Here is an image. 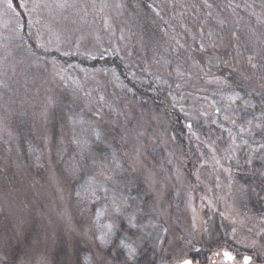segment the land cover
<instances>
[{
  "label": "rangeland",
  "instance_id": "rangeland-1",
  "mask_svg": "<svg viewBox=\"0 0 264 264\" xmlns=\"http://www.w3.org/2000/svg\"><path fill=\"white\" fill-rule=\"evenodd\" d=\"M127 1L21 9V30L0 0V262L125 264L124 251L96 239L101 205L82 188L96 176L109 197L122 193L140 209L143 239L131 264H172L181 251L195 264H231L216 255L224 250L237 264L242 256L264 264V202L255 208L257 195L264 200L255 145L264 111L254 107L264 95V0H218L222 11L211 0H156L146 20L171 34L150 40ZM37 33L52 40L47 50ZM97 59L119 65H85ZM234 93L240 99L230 100Z\"/></svg>",
  "mask_w": 264,
  "mask_h": 264
},
{
  "label": "snow or ice",
  "instance_id": "snow-or-ice-1",
  "mask_svg": "<svg viewBox=\"0 0 264 264\" xmlns=\"http://www.w3.org/2000/svg\"><path fill=\"white\" fill-rule=\"evenodd\" d=\"M7 3L8 6L15 12L18 28L21 30L24 29L26 25L20 22V12L15 11L13 0H7ZM18 4L24 12H36L37 9L42 7L52 8L54 6L55 8L60 10L73 9L77 7L75 0H54V4H47L39 2V0H33L31 9H29L28 5L25 3V0H18ZM108 6L109 5H107V3L101 4L100 11H103L104 8ZM208 6L211 7V5ZM93 7H96L95 2H93ZM116 7L119 8L122 7V5L117 4ZM31 23V17H29L27 26L31 27ZM220 23L223 24V21H220ZM105 26L109 28L111 27L107 20H105ZM49 32H51V29H49ZM36 38L39 41V46L46 50L48 48V45L52 43L51 39L45 41L40 33H37ZM121 39H123V36H121ZM55 40L58 49L59 44L62 43L59 35H56ZM200 48L203 49L204 45L201 44ZM118 51L119 49L115 50V52L117 53ZM64 54L68 55L69 53ZM85 54L88 55L91 59H96L97 55H99L100 58H103L104 56L103 51L97 54ZM248 59L251 63L252 57H249ZM53 63L56 62L53 61ZM194 63L196 62L194 61ZM197 67H199L198 64ZM252 67H256V65L253 64ZM112 71L113 75L115 76V70ZM214 82L224 85L229 84V81L227 79L221 77L215 78ZM100 99L103 100V97H100ZM229 99L235 101L237 99H240V95L239 93H234L229 97ZM181 111H183V109H181ZM96 115L99 116L100 113L97 112ZM225 119H228V117H225ZM80 122L83 123L82 120ZM232 122L235 123V121ZM73 123H75V121H73ZM251 123V121H248L249 125H251ZM257 126L259 127V125ZM244 130V127L241 126V131ZM94 135L97 140H100L102 138V132L99 130L94 129ZM76 143H79V141H76ZM244 143H247V141H244ZM261 147H264V145H261ZM209 148H211V145H209ZM136 151L137 154H139V149H137ZM216 163L219 164V161L217 160ZM109 179H111V177H104L105 181ZM82 188L86 194H90L94 202H99L101 205L95 212L94 223V227L96 229V239L99 241L100 245L103 247L114 245L115 248L126 253L127 260L125 261V264H131V262H134L138 254L140 243L143 239V237L140 235V232L143 229V225H141L138 221V213L140 212V209L137 207L135 210H133L132 204L129 203V200L134 198L124 196L122 193L117 195L114 190L113 195L109 197V188L105 186V183H102L100 180H98L96 176L88 177V180L86 181L85 185H82ZM77 195L79 196L81 195V193L77 192ZM211 203L212 202L209 201V204ZM233 224L243 226L244 220H233ZM164 231L167 230L165 229ZM235 231L236 228H233V232ZM160 243H163V241H160ZM189 243H191V241H189ZM192 251L195 253H199L200 249L193 248ZM216 255H222L225 261L231 262V264H237V257L230 251L224 250L222 253H216ZM168 259L172 262V264H195V260L193 258H188L186 255H184L183 251L175 255H170ZM241 260L242 264H250L252 257L242 256ZM102 264H112V261L107 257H104ZM162 264H166L163 258Z\"/></svg>",
  "mask_w": 264,
  "mask_h": 264
},
{
  "label": "trees",
  "instance_id": "trees-1",
  "mask_svg": "<svg viewBox=\"0 0 264 264\" xmlns=\"http://www.w3.org/2000/svg\"><path fill=\"white\" fill-rule=\"evenodd\" d=\"M154 1L150 2L148 0L147 1L146 0H129L126 3V6L129 7L131 12L136 13L139 16L140 22H141L143 20V19H141V16H143V18L146 20L150 16V14H152L150 6L158 7V2L156 0H154ZM210 3L214 7H216L215 8L216 10L222 11L221 8H217V7H221L222 6V4L218 0H211ZM197 4H198V7H199V9L201 11H206V7H205V5L203 3H200V2L198 3L197 2V3L194 4V6H196ZM13 5L15 6V9L18 12H20V16L22 18H24L25 14L21 10L19 5H17L15 3V0H13ZM163 5H165V4L163 3ZM143 25H144V28H143L144 36L143 37L145 39H147V40L148 39L150 40L152 36H155L157 39H159V37H161L164 33H166L164 30H168L167 32L171 34L169 26H167L164 30L162 29L163 26L165 25V23L163 21H161L160 19L146 20ZM85 65H88V66H90L91 68H94V69H98V68H103L104 66H106V67H108V66L117 67L119 65V63H115V60L111 62L110 59H107V60L97 59V60H94L91 63L85 62ZM256 97L257 98H254V100H255L254 101V103H255L254 107H257L259 109V111L262 112V111H264V95H258V96L256 95ZM250 113H252V112H250ZM174 128H176L177 131H178V130H180L181 125H178L176 123V124H174ZM255 145L256 146L258 145L259 148L261 149V151H263V153H264V147H261V145H264V128H263V131L261 133L256 135ZM189 173H191V171ZM259 193L260 192H258V194ZM263 202H264L263 195H259V196L257 195L255 208H262L263 207ZM223 236H224V238L226 237L225 235H223ZM220 243H222V242H218L217 241V244L220 245ZM211 247H212V245L209 246L208 248H211ZM158 263H159L158 261H156V262L153 261L152 262V264H158ZM0 264H3V263L0 262Z\"/></svg>",
  "mask_w": 264,
  "mask_h": 264
}]
</instances>
